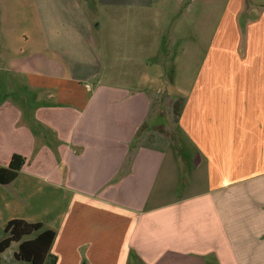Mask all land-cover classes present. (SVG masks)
<instances>
[{"label":"crops","instance_id":"0c3cea01","mask_svg":"<svg viewBox=\"0 0 264 264\" xmlns=\"http://www.w3.org/2000/svg\"><path fill=\"white\" fill-rule=\"evenodd\" d=\"M26 1L19 35L0 0V166L25 158L0 184L2 230H52L54 264H264V2L248 4L241 39L242 0H93L103 23L80 26L104 37L77 46L64 0ZM162 43L185 63L159 83L144 52ZM162 92L183 94V149L153 142Z\"/></svg>","mask_w":264,"mask_h":264},{"label":"rangeland","instance_id":"374dc122","mask_svg":"<svg viewBox=\"0 0 264 264\" xmlns=\"http://www.w3.org/2000/svg\"><path fill=\"white\" fill-rule=\"evenodd\" d=\"M250 1L253 0H242V2L244 3V7L241 11V13L239 14L238 17V25L240 27L241 30V39H245L246 37V33H247V25L249 22V8H248V4L250 3ZM258 2H264V0H256ZM13 2V6L16 8V12H17V27L15 28L16 33H18L20 35V33H22L23 31L21 30V26H23V30H26L25 27V17L27 16L26 14V10H24V7H26V9L28 8V6L30 5L26 0H12ZM86 2L89 6V8H87L86 6ZM90 2V3H88ZM53 4V0H49V5ZM63 4L65 5L66 8V12H65V20L68 22H76L79 23V25L77 26V28L75 29V31L73 32V36L77 39L76 43L77 46H81L84 43L88 44V42H94L96 41L98 38L103 39V32H101L100 36H98V34L93 35V31L88 30L87 28H85L84 26H80V23L85 24L86 22L91 23L92 20L89 17H92L91 14H93V16L95 17L93 21L97 22V20H99V22H102L103 19L101 17V15H98V12H96L95 10L97 9V7L95 6V4L93 3V0H64ZM100 12V11H99ZM102 13V12H100ZM6 14L4 12H0V16L4 17ZM51 16V15H50ZM99 18V19H98ZM219 19V15L216 13H210L208 16V22H207V27H206V32H207V36L209 38H211L215 26L217 24V21ZM51 20V19H50ZM102 20V21H100ZM163 21V20H162ZM170 16H166L165 21H163V23L161 24V22L159 21V23L161 24V26L159 25V31L160 34H163V38L162 41L166 40V32L169 30L168 26L170 25ZM103 23V22H102ZM200 30H197L194 28L193 32L191 34H189V37L191 39H195L197 33ZM67 33L70 34L69 30L66 29L65 30V35H67ZM91 45V44H88ZM94 46V45H91ZM101 47V45H100ZM158 47V46H157ZM174 45L168 44V43H162L159 47H158V51L156 52H152V55L148 54L151 52V49H153L151 46H146V53L145 57H154L155 58V62L153 63L152 67H151V71H149V74L151 73V76L148 77V75L146 74L145 76L147 77L146 79H154L158 82V79L156 77V74L161 73L162 77L159 80V83L161 81V83H163V80H166V74L170 71V69H172V67H175V72L181 74L182 71H184L183 68V64L185 62H183V60H178L172 61V57L174 56ZM104 51V50H102ZM114 51H117L116 49H114ZM76 56L78 57V54H76ZM97 58H98V63H100L102 66L105 65V61L103 59V52L98 51L97 54ZM96 58V57H95ZM80 59V58H77ZM81 61V60H80ZM174 61L176 62L177 65H175ZM134 62V61H133ZM70 63V62H68ZM132 62H127V64H131ZM148 73V72H147ZM153 75L155 77H153ZM179 78V77H178ZM181 80H186V82L183 84L182 87H185L189 80L190 77H185V78H179ZM141 81V80H140ZM140 81H138V79H132L130 82V86L132 89L138 90L141 89L142 85L144 84L141 83ZM159 101L161 102V112L162 113H166L167 114V118L164 119V126L161 128L162 132L161 134L157 135L154 134L153 136V142H156L158 144H166L167 141H170L171 143H174V146L177 149H183L184 148V142L180 136V133L176 127V116L179 112L180 106L183 102V94H168L167 92H162L159 94ZM164 131H166V133H164ZM151 136V135H150ZM152 139V137H151ZM185 171V169H184ZM188 177L186 176V174H184L182 176V183L183 182H187ZM5 236V234L3 233L2 228L0 227V239L3 238ZM17 247V243H12L10 245V247L5 250V252L3 254H0V264H25L22 262H18L15 261L11 255V251H14Z\"/></svg>","mask_w":264,"mask_h":264},{"label":"trees","instance_id":"16d2710c","mask_svg":"<svg viewBox=\"0 0 264 264\" xmlns=\"http://www.w3.org/2000/svg\"><path fill=\"white\" fill-rule=\"evenodd\" d=\"M24 163V157L12 155L6 167L0 166V184L12 182ZM41 227L38 222L22 219L8 221L3 228L5 236L0 239V253L7 250L12 243H17V249L12 254L15 261L26 264H54L55 258L49 255V249L55 234L52 230L39 232ZM37 232L39 233L35 237L29 238Z\"/></svg>","mask_w":264,"mask_h":264}]
</instances>
